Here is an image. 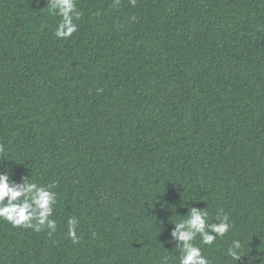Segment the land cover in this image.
Returning <instances> with one entry per match:
<instances>
[{
    "label": "trees",
    "instance_id": "1",
    "mask_svg": "<svg viewBox=\"0 0 264 264\" xmlns=\"http://www.w3.org/2000/svg\"><path fill=\"white\" fill-rule=\"evenodd\" d=\"M75 6L58 38L48 0H0V175L57 199L54 232L0 218V264H179L192 209L231 224L210 264H264V0Z\"/></svg>",
    "mask_w": 264,
    "mask_h": 264
},
{
    "label": "clouds",
    "instance_id": "2",
    "mask_svg": "<svg viewBox=\"0 0 264 264\" xmlns=\"http://www.w3.org/2000/svg\"><path fill=\"white\" fill-rule=\"evenodd\" d=\"M48 8L61 18L56 27V37L67 38L77 31L74 20L79 18L80 13L76 10L75 0H48ZM21 196L25 197V201L22 204L16 203ZM6 199L7 203H5ZM56 202L55 194L45 190L44 186L31 183L20 188V186L10 183L7 174L0 175V218L11 223L14 227L32 228L36 232H40L46 227L54 232L56 223L50 219V216ZM33 205L35 206L33 207ZM207 217V210L192 209L187 219L175 223L172 236L182 242L179 264H210L202 254L201 248L193 242L199 235L203 245H211L217 237H223L229 231L231 224L227 215L222 218L217 217L220 222L209 226L210 232L215 234L213 235L205 231ZM77 223L78 221L74 218L68 220V235L72 238L73 243L79 242L75 231ZM241 252V242L234 240L228 249V255L236 262L244 257Z\"/></svg>",
    "mask_w": 264,
    "mask_h": 264
}]
</instances>
